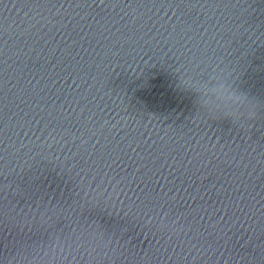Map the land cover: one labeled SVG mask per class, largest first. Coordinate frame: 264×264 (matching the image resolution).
Masks as SVG:
<instances>
[{"label":"water","instance_id":"obj_1","mask_svg":"<svg viewBox=\"0 0 264 264\" xmlns=\"http://www.w3.org/2000/svg\"><path fill=\"white\" fill-rule=\"evenodd\" d=\"M0 264H264V0H0Z\"/></svg>","mask_w":264,"mask_h":264}]
</instances>
